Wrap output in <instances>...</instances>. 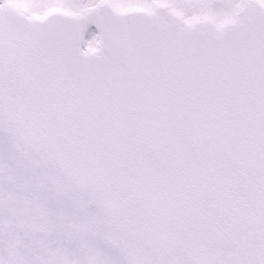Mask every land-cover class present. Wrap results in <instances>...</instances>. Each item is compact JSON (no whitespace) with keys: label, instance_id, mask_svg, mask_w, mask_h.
<instances>
[{"label":"water","instance_id":"water-1","mask_svg":"<svg viewBox=\"0 0 264 264\" xmlns=\"http://www.w3.org/2000/svg\"><path fill=\"white\" fill-rule=\"evenodd\" d=\"M259 5L220 28L106 5L84 17L0 23V264H151L159 256L209 264L214 257L199 256L206 248L183 244L198 236L186 229L219 230L216 242L225 230L232 248L243 226L227 217L241 212L250 228H264ZM91 23L100 49L74 52L76 31ZM243 169L244 201L210 212L206 195L222 201L220 185L234 180L224 178ZM36 173L49 182H27ZM185 200L201 209L189 206L187 216ZM203 210L214 222L184 225ZM181 224L183 237L166 235ZM166 243L178 245L179 262L160 254Z\"/></svg>","mask_w":264,"mask_h":264},{"label":"rangeland","instance_id":"rangeland-1","mask_svg":"<svg viewBox=\"0 0 264 264\" xmlns=\"http://www.w3.org/2000/svg\"><path fill=\"white\" fill-rule=\"evenodd\" d=\"M6 2L19 6L21 8H24L29 13H42L45 11L46 7L55 8L57 6L63 7L65 10H71V11H79L83 9L86 6L93 5L98 0H5ZM112 4L115 7H122L124 5H131L135 3H146L151 5V0H110ZM166 1L172 6L178 7L182 10H185L187 13L192 12H209L216 20H218V17L215 15V13H211L210 11H214L215 9H221L220 7L223 6L227 12V8L230 10V12L223 13L222 17L225 15H229V13H233L236 11V9L241 5V0H208L209 3H202V0H161ZM223 3V4H221ZM221 4V5H220ZM210 5V6H209ZM49 8V9H50ZM208 8L209 10L205 9ZM179 9V10H180ZM87 45L88 46H95L97 43L96 35H94V32L91 31L88 39H87Z\"/></svg>","mask_w":264,"mask_h":264},{"label":"bare ground","instance_id":"bare-ground-1","mask_svg":"<svg viewBox=\"0 0 264 264\" xmlns=\"http://www.w3.org/2000/svg\"><path fill=\"white\" fill-rule=\"evenodd\" d=\"M92 17V16H91ZM242 67L245 69H247L248 68V65H246V64H243L242 65ZM249 69V68H248ZM216 232H220L219 230H217V231H210V232H208L209 234H213V233H216Z\"/></svg>","mask_w":264,"mask_h":264},{"label":"flooded vegetation","instance_id":"flooded-vegetation-1","mask_svg":"<svg viewBox=\"0 0 264 264\" xmlns=\"http://www.w3.org/2000/svg\"><path fill=\"white\" fill-rule=\"evenodd\" d=\"M155 4H156V3H155ZM188 14H190V13H188ZM194 14H195V12H192V13H191V15H194Z\"/></svg>","mask_w":264,"mask_h":264}]
</instances>
